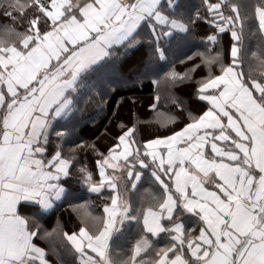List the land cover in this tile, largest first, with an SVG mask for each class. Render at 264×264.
Wrapping results in <instances>:
<instances>
[{
    "label": "snow or ice",
    "instance_id": "6c2138e0",
    "mask_svg": "<svg viewBox=\"0 0 264 264\" xmlns=\"http://www.w3.org/2000/svg\"><path fill=\"white\" fill-rule=\"evenodd\" d=\"M0 16V264H264V0H0ZM114 97L112 128L80 137L76 117ZM61 205L79 223L49 231Z\"/></svg>",
    "mask_w": 264,
    "mask_h": 264
},
{
    "label": "trees",
    "instance_id": "16d2710c",
    "mask_svg": "<svg viewBox=\"0 0 264 264\" xmlns=\"http://www.w3.org/2000/svg\"><path fill=\"white\" fill-rule=\"evenodd\" d=\"M194 2L198 3V0H194ZM5 18L0 16V22H4ZM227 37L224 38L225 43L227 42ZM256 45L257 41L253 39L250 41V49L251 51H256ZM134 63V61L129 62V67L131 64ZM258 63L254 61V64ZM153 87L149 82L145 81L142 88H140L136 95L138 96V101L135 107L132 109V111L136 112L137 115L140 117L141 121H148L150 120L154 113L149 110L148 104L149 101L152 99V97L155 95L153 91ZM125 94V93H121ZM166 94V89L163 85H161V106L159 108V111L161 113L172 111L171 105L166 104L164 96ZM118 97H114L113 100L109 101V104L106 105L104 108H97L95 106L88 107L82 114H80L75 119V124L77 127V131L80 137L91 140L94 139L96 136L101 135V133L104 131L105 127L107 126L109 129L112 128V125L109 124L108 118L111 117L112 113L109 109L115 107V99ZM121 115L124 117H127L129 115V106L125 105L121 109ZM163 118V117H162ZM165 129L161 128L159 124L157 123H143L141 124V136H151L152 134H156L159 132H163ZM102 143L106 142L104 140L101 141ZM78 195L81 197L80 200L76 201L78 203L83 202L84 200H91L93 202V207L99 211L100 206L102 204V201L97 198L94 194L90 195L87 193L86 190L80 189ZM139 195L143 196H149L150 193L143 192V189H141V192ZM74 223H79L75 213H72L70 209L67 208L66 205H61L59 208L56 209L55 212L51 213L50 216H48L45 221H43L44 227L47 228L49 231L52 229L58 228V226L67 227L68 229H71L72 225ZM58 237L54 235L53 240L54 242H58ZM129 236L126 235L125 237L121 238L116 242V246L119 249L124 248L127 246ZM42 246L47 247V241L42 242ZM64 259H71L70 256L65 255L64 253H61ZM48 258L53 262V264H56L57 262V256L53 252H49Z\"/></svg>",
    "mask_w": 264,
    "mask_h": 264
}]
</instances>
